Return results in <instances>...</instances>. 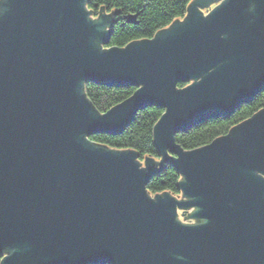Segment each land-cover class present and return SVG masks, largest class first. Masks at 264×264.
<instances>
[{
    "label": "water",
    "instance_id": "obj_1",
    "mask_svg": "<svg viewBox=\"0 0 264 264\" xmlns=\"http://www.w3.org/2000/svg\"><path fill=\"white\" fill-rule=\"evenodd\" d=\"M87 1L0 0L1 264H264V107L203 146L175 141L264 91V0H193L106 48L116 13ZM89 81L135 90L100 113ZM152 106L155 165L88 140ZM162 163L180 197L147 192Z\"/></svg>",
    "mask_w": 264,
    "mask_h": 264
},
{
    "label": "trees",
    "instance_id": "obj_2",
    "mask_svg": "<svg viewBox=\"0 0 264 264\" xmlns=\"http://www.w3.org/2000/svg\"><path fill=\"white\" fill-rule=\"evenodd\" d=\"M193 0H88L87 9L93 18L101 14L116 13L112 19L111 33L106 47H123L127 43L143 38H152L174 20H181ZM186 83H178L182 88ZM135 90L134 86L112 87L96 84L91 81L83 84L82 96L100 113L107 111L115 104L129 97ZM264 107V91L251 101L239 106L230 117H218L198 123L185 132L175 135V141L185 150H191L228 132L238 122L248 118L255 111ZM164 109L156 106L140 110L120 134H93L88 136L91 141L114 149H128L139 155L138 161L145 164L149 160L153 165L161 161V155L154 145V125ZM181 174L171 163H162L153 172L146 184L147 192L152 196L156 193L168 192L174 197L182 195L178 187ZM0 256V264L2 260ZM111 264V263H104Z\"/></svg>",
    "mask_w": 264,
    "mask_h": 264
},
{
    "label": "rangeland",
    "instance_id": "obj_3",
    "mask_svg": "<svg viewBox=\"0 0 264 264\" xmlns=\"http://www.w3.org/2000/svg\"><path fill=\"white\" fill-rule=\"evenodd\" d=\"M218 1L216 0L214 3H210L207 6H204L203 8L199 7V9L202 11L203 14L207 13L214 5H216ZM176 215H178L179 219L183 222H188V220H184L182 215L179 213L178 210H176Z\"/></svg>",
    "mask_w": 264,
    "mask_h": 264
},
{
    "label": "built area",
    "instance_id": "obj_4",
    "mask_svg": "<svg viewBox=\"0 0 264 264\" xmlns=\"http://www.w3.org/2000/svg\"><path fill=\"white\" fill-rule=\"evenodd\" d=\"M88 140H90L89 138H88ZM91 141V140H90Z\"/></svg>",
    "mask_w": 264,
    "mask_h": 264
}]
</instances>
